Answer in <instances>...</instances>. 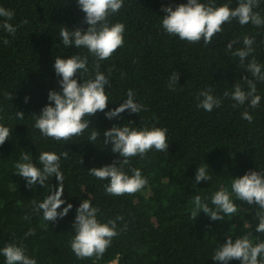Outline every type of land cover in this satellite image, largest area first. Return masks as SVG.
<instances>
[{
	"label": "trees",
	"instance_id": "trees-1",
	"mask_svg": "<svg viewBox=\"0 0 264 264\" xmlns=\"http://www.w3.org/2000/svg\"><path fill=\"white\" fill-rule=\"evenodd\" d=\"M201 2L217 7L227 4L235 9L240 0ZM186 3L124 0L119 12L108 18L110 25H125L124 45L111 58L97 61L84 47H65L59 36L63 26L87 30L86 14L77 0H0V7L13 11L8 22L17 28L13 35L0 26V124L12 133L0 145V264H6L2 249L8 244L22 246L37 264H221L212 256L229 236L234 241L250 234L253 244L264 242V232H256L258 205L235 200L231 188L232 178L249 171L264 173V81L247 71L255 58L264 73V25H241L233 19L223 25L210 44L205 45L203 40L189 43L167 33L162 26L163 16L167 15L164 7L170 5L174 10ZM254 11L264 18V0ZM5 19L0 17V25ZM245 36L254 40V51L241 63L232 52L245 47ZM231 41L236 43L228 50ZM73 55L88 58V71L77 72L78 82L95 78L97 62L99 71L109 79L105 112L119 107L129 89L135 94V102L144 106L141 112L126 110L108 119L105 112L98 111L84 118L91 123L79 137L57 141L43 136L34 126L35 121L45 106H54L48 100L49 91L62 90L61 77L54 69L55 58ZM174 71L180 76L170 88ZM244 77L256 84L255 94L261 97L256 108L248 101L239 105L230 95H223L231 94L235 84L247 92ZM205 89H211L222 101L211 112L197 107L202 99H198L199 93ZM19 111L24 112L22 120L17 117ZM245 111L253 117L252 123L243 118ZM124 125L138 130L166 128L169 148L163 152L153 148L143 158H129L123 171L131 176L132 169H140L148 183L135 194L114 196L105 191L109 180H100L89 170L122 161L118 153L112 152L113 146L105 144L103 132ZM97 130V140L89 142L91 132ZM42 152L61 157V199L65 204L58 211L69 203L73 205L55 223L44 221L42 211H34V203L49 195L48 188H29L26 180L16 175L15 165L24 162V154L42 168L38 159ZM199 167L206 168L210 181L195 182ZM48 183L58 186L59 181L53 176ZM222 189L232 194L237 212L225 215L223 221H213L203 212L194 219L195 196L200 195L215 209L211 198ZM85 199L99 209L100 223L116 221L118 235L102 257L77 258L70 246L77 208ZM30 229L35 234L26 236Z\"/></svg>",
	"mask_w": 264,
	"mask_h": 264
},
{
	"label": "clouds",
	"instance_id": "clouds-1",
	"mask_svg": "<svg viewBox=\"0 0 264 264\" xmlns=\"http://www.w3.org/2000/svg\"><path fill=\"white\" fill-rule=\"evenodd\" d=\"M81 10L86 14L85 22L88 27L86 31L81 29L70 30L63 26L59 32L60 39L65 47L73 44L79 49L86 48L91 55L96 57L97 61L106 60L124 45L125 25L123 23L109 24L110 15L118 13L122 8L124 0H77ZM260 0H240L238 7L230 8L227 4L215 6L212 3H202L201 0H187L186 4H180L173 10L172 6L163 8L167 15L163 16L162 26L164 30L181 40L189 43H198L203 40L204 44H210L213 37L222 31L225 23L237 19L241 25L249 23L255 26L264 25V18L254 8L259 7ZM13 11L0 7V17L6 18L2 23L3 29L15 34L17 28L10 21L13 18ZM27 23V21H24ZM4 43H8L7 40ZM235 41L227 44V49L231 50ZM254 40L245 36L243 39L244 48L236 49L232 55L240 58L241 63L254 51L252 45ZM95 78L87 81L78 82L76 79L77 72L82 74L88 71V58L80 55H73L70 58H55L54 69L58 76L61 91H49L48 100L54 102V106L49 104L45 106L35 121V127L40 130L45 137L54 140L68 141L73 137L81 136L90 126V119L100 112H105L108 107L109 97L105 88L109 84V79L99 71L100 64H95ZM247 71L257 80L264 81V73L261 71V65L255 58L247 65ZM179 72L174 71L170 77L169 87L178 83ZM248 84L249 90L245 92L241 85L235 84L234 91L229 94L224 92V96H231L239 105L249 102L250 107L256 108L261 100L256 95V84L248 79L243 78ZM134 92L129 89L127 99L119 107L105 112L108 119L120 116L121 113L128 110L131 113L139 114L144 108L134 99ZM200 99L197 107L211 112L218 108L222 101L220 97L212 94L211 89H205L199 93ZM28 98L25 97V102ZM234 107L236 105H233ZM243 118L252 123L253 117L245 111ZM19 119L24 118V112H17ZM99 131H92L88 141L95 142ZM11 130L0 124V145H3L11 135ZM105 144H111L112 152L118 153L122 158L111 165L89 170L90 175L100 179L109 180L105 186V191L114 196L124 194H135L142 190L148 183V180L142 176L140 169H132V175L129 176L123 171V165L129 163V158L144 155L152 150L168 151L169 143L167 140V129L153 127L151 130L144 128L138 130L130 128L128 125L113 126L103 132ZM67 157V152L63 154ZM41 167L34 164L29 155H22L24 162H18L15 167L18 170L16 175L26 180V186L33 188L34 185L46 187L49 195L40 203H34V211L43 213V220L55 223L58 218H63L73 207L67 204L62 211H58L65 201L61 199L64 192V177L60 170V155L54 152H42L39 155ZM83 161H81L82 163ZM120 164V166H117ZM55 176L59 181L58 186H52L48 183L49 179ZM210 181L211 176L205 167H199L195 176V182ZM232 194L235 200L246 202L249 205H258L260 211L257 212L259 223L256 232H264V173L259 171H249L242 177L232 178ZM232 194L227 189L216 191L211 198V204L215 209L209 207L200 195L194 198L195 208L192 212L194 219L203 212L213 221H223L225 215H234L237 212V204L234 203ZM99 209L92 207L91 202L83 200L77 208L75 218L74 239L70 246L77 258L84 259L89 257H102L107 248L110 246L112 239L118 235L116 221L111 220L107 223H100L97 219ZM117 219H122L117 217ZM35 230L30 229L27 235H34ZM2 254L6 258V264H37L36 259L29 258L25 254L22 246L8 244L2 249ZM264 242L253 244L250 234L233 241L229 236L226 242L221 245L212 259L228 264L229 261L239 260L241 264H264Z\"/></svg>",
	"mask_w": 264,
	"mask_h": 264
},
{
	"label": "built area",
	"instance_id": "built-area-1",
	"mask_svg": "<svg viewBox=\"0 0 264 264\" xmlns=\"http://www.w3.org/2000/svg\"><path fill=\"white\" fill-rule=\"evenodd\" d=\"M109 264H115V261H114V262H112V263H109Z\"/></svg>",
	"mask_w": 264,
	"mask_h": 264
}]
</instances>
